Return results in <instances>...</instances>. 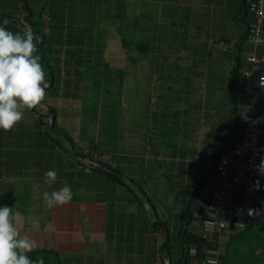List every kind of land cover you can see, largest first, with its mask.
<instances>
[{
	"label": "crops",
	"instance_id": "obj_1",
	"mask_svg": "<svg viewBox=\"0 0 264 264\" xmlns=\"http://www.w3.org/2000/svg\"><path fill=\"white\" fill-rule=\"evenodd\" d=\"M27 2L45 38L43 67L54 87L39 115L25 110L13 131L0 130V206L13 208L20 235L36 240L37 249L56 250L62 264H166L159 255L164 238L153 225L160 218L172 233L170 263L185 246L190 256L226 264L239 230L231 218L229 230H220L193 195L244 117L264 116V65L250 79L234 69L237 60L248 66L246 55L264 54V36L258 44L247 39L252 0ZM25 14L21 0H0V24L17 17L30 29ZM221 40L237 47L212 45ZM49 107L58 136L112 154L155 212L56 146L46 135L49 118L40 115ZM47 170L59 175L51 188ZM64 181L72 201L46 208L43 193ZM240 190L231 188L232 201ZM254 200L264 211V181Z\"/></svg>",
	"mask_w": 264,
	"mask_h": 264
},
{
	"label": "built area",
	"instance_id": "obj_2",
	"mask_svg": "<svg viewBox=\"0 0 264 264\" xmlns=\"http://www.w3.org/2000/svg\"><path fill=\"white\" fill-rule=\"evenodd\" d=\"M249 4L254 22L248 30L247 39L252 44H258L264 36V0H252ZM212 45L233 51L237 42L221 40L213 42ZM245 60L248 66L238 70L244 78L250 79L253 72L264 65V54L250 53L245 56ZM244 85L246 89H250L248 82ZM261 159H264V116H245L242 127L235 137H232L230 146L218 153L210 171L197 187L194 197L199 207L215 217L216 226L220 230H229L228 218H231L237 231L244 229L260 213L255 206L254 189L257 180L259 184L264 180V175L257 170ZM89 160L95 164L116 167L113 155L109 153L91 152ZM236 184L241 185V190L236 201H232L231 188ZM249 210H255L258 214L249 215ZM184 264L212 262L190 256Z\"/></svg>",
	"mask_w": 264,
	"mask_h": 264
},
{
	"label": "clouds",
	"instance_id": "obj_3",
	"mask_svg": "<svg viewBox=\"0 0 264 264\" xmlns=\"http://www.w3.org/2000/svg\"><path fill=\"white\" fill-rule=\"evenodd\" d=\"M37 40L31 29L13 33L0 25V130L13 131L23 120L24 111L35 109L45 99L48 82ZM259 85L264 88V76L259 78ZM257 170L264 175V159ZM44 179L51 188L59 179L58 172L47 170ZM63 183L60 189L43 193L46 208L51 210L72 201V188L66 181ZM255 187L257 190L260 187L258 180ZM254 214L258 212L249 210V215ZM15 220L13 208L0 206V264H44L42 257L35 261L29 258L28 254L38 248V242L21 236Z\"/></svg>",
	"mask_w": 264,
	"mask_h": 264
},
{
	"label": "trees",
	"instance_id": "obj_4",
	"mask_svg": "<svg viewBox=\"0 0 264 264\" xmlns=\"http://www.w3.org/2000/svg\"><path fill=\"white\" fill-rule=\"evenodd\" d=\"M21 3L23 5L24 10H26L24 20L26 21V23H28L31 26V28H30L31 30L39 31V29L37 28V22L34 21L32 18L33 17L32 10H30L27 0H21ZM6 27L9 31H11L13 33L21 31L19 24L15 21L7 24ZM42 37H43V42L40 43V45H38V48H39L38 54H40L41 64L44 66L43 63L44 62L48 63V62L42 55V47L45 43V38L43 35H42ZM48 65H49V63H48ZM239 67H240L239 60H237L236 67L234 68L235 70H237V72H236L237 75H239L238 74L239 73V70H238ZM51 83L52 84H51L50 88H53L54 87V81H52ZM49 108H50V111L55 113L54 108H52V107H49ZM32 110L37 112L36 108L32 109ZM37 114H38V112H37ZM40 115H45V114L43 112H40ZM251 117L257 118V114L252 115ZM54 125H55V122H54ZM46 135L48 136V138L51 141H53L56 144V146H58L62 150L69 152V155L72 156V152L68 148L64 147L58 140L52 138L48 134V129L46 130ZM64 137L72 142L75 151L84 158H88V156L91 152L96 151L95 150L96 148H90L88 150L81 149L79 147V145L76 144V142L72 138L68 137L67 135H65ZM78 163L83 165L81 162H78ZM83 166H85V165H83ZM98 170L102 172V170H100V169H98ZM114 170L119 171V168L116 166L114 168ZM102 173H105L106 175L108 174V176L111 179L123 184L126 187V189L128 190V192H130V194H132L136 198V200H139V198L136 196V194L122 180H120L116 176L114 171H106V172H102ZM139 190L143 193V190L140 187H139ZM196 190H197V188H196ZM196 190L194 192L193 198L196 195ZM255 191H256V187L254 189V193H255ZM153 225H154V228L156 230H159L161 232V234L164 238V241L161 243L160 248H159L160 249L159 255L163 254L164 248H167L169 250V253H170L172 233H171V229H170L169 225L166 223V221H164L160 218L157 220H154ZM236 238L237 239H235L233 242H228V244H227L228 253H227V256L225 258L226 264H264V211H262L261 215H257L256 218L254 220H252L244 229H240L238 236ZM28 255H29V258L33 261L42 257L44 259V264H62V261L58 257L59 256L58 252L54 249H47V248L37 249L36 248L32 253H29ZM184 256L186 257L185 261L187 262L190 258V255H189V253L185 252V246L183 248L182 256H181V259L179 260V262L178 263H170V264H180ZM160 264H163L161 259H160Z\"/></svg>",
	"mask_w": 264,
	"mask_h": 264
},
{
	"label": "water",
	"instance_id": "obj_5",
	"mask_svg": "<svg viewBox=\"0 0 264 264\" xmlns=\"http://www.w3.org/2000/svg\"><path fill=\"white\" fill-rule=\"evenodd\" d=\"M10 21H15L19 24L21 30L23 29H29L26 24L20 19V18H9ZM7 24V18L3 20V22L0 24V25H3L5 26ZM35 36L38 37V41L36 42L37 44V47L38 45H40V43L43 42V37L42 35L39 33V31L37 30H31ZM46 79H47V82H48V86L51 85V79L49 78L48 75H46ZM38 108L37 110H39V105L36 107ZM48 118H49V125H48V134L58 140L64 147L68 148L71 152H72V155L75 157V159L83 164H86L88 165L89 167H92V168H99L101 169L102 171L106 172V171H114V173L116 174V176L122 180L135 194L136 196L140 199V201L144 204H146L150 210L154 213L155 212V209L153 208L151 202L149 201V199L144 196L140 191L139 189L137 188V186L135 184H133L126 176L125 174L119 172V171H116L114 170L113 168H111L110 166L108 165H96V164H91L87 161H85V159L79 155L75 149H74V146L72 144V142L70 140H68L67 138L65 137H61V136H58L56 134V131H55V125H54V122H55V115L53 112H47L45 114ZM163 257L165 258L166 260V264H170V253H169V250L167 248H164V251H163ZM185 260H186V257L184 256L181 263L180 264H184L185 263Z\"/></svg>",
	"mask_w": 264,
	"mask_h": 264
},
{
	"label": "rangeland",
	"instance_id": "obj_6",
	"mask_svg": "<svg viewBox=\"0 0 264 264\" xmlns=\"http://www.w3.org/2000/svg\"><path fill=\"white\" fill-rule=\"evenodd\" d=\"M2 198H3V199H6V198H5V196H2ZM7 202H8V201H7ZM7 202H6V203H7ZM5 206H8V207H10V205H7V204H6ZM10 208H12V207H10ZM261 214H262V212H261V213H259L258 215H261Z\"/></svg>",
	"mask_w": 264,
	"mask_h": 264
}]
</instances>
